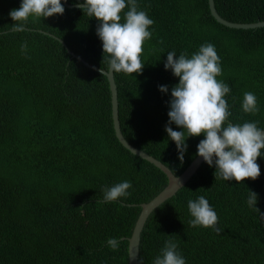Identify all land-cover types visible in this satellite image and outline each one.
I'll return each mask as SVG.
<instances>
[{
	"label": "trees",
	"instance_id": "obj_1",
	"mask_svg": "<svg viewBox=\"0 0 264 264\" xmlns=\"http://www.w3.org/2000/svg\"><path fill=\"white\" fill-rule=\"evenodd\" d=\"M21 2L0 0V264H129L128 238L142 203L168 185V176L121 143L108 76L70 53L107 69L96 18L61 0L63 15L30 18L26 31L12 32L9 12ZM67 2L76 5L77 0ZM215 3L227 20H264V0ZM137 4L154 21L144 45L143 73L115 74L121 128L132 144L177 175L195 159L203 135L186 140L181 162L165 131L178 78L164 64L168 52L190 57L205 43L215 46L223 70L218 79L231 89L225 97L230 121L264 128V26H226L212 14L209 0ZM160 85L169 91L162 93ZM247 91L258 99L257 114L242 110ZM257 163L259 178L237 183L215 179V166L203 162L149 216L139 264H152L169 239L186 264H264V219L247 204L250 190L264 212V156ZM125 180L132 183L131 195L105 203L102 189ZM201 195L219 216V233L189 224L187 202ZM109 238L120 242L118 251L108 246Z\"/></svg>",
	"mask_w": 264,
	"mask_h": 264
},
{
	"label": "clouds",
	"instance_id": "obj_2",
	"mask_svg": "<svg viewBox=\"0 0 264 264\" xmlns=\"http://www.w3.org/2000/svg\"><path fill=\"white\" fill-rule=\"evenodd\" d=\"M75 6L98 21L96 34L102 41L103 59L107 63L106 70L100 69L101 75L142 74L144 45L152 37L149 29L154 21L146 11L139 9L137 0H83L82 3L77 0ZM64 12L61 0H22L18 9L9 12L14 21L10 30L23 32L30 18L46 19ZM21 51H27L26 42L21 45ZM164 68L170 69L178 78V83L171 89L165 131L176 144L180 161L183 162L188 148L186 140L203 135L197 145V155L210 167L215 166V179L235 180L237 183L258 179L261 171L257 159L264 156V128L259 127L258 122L235 124L230 121L232 113L225 97L231 89L218 79L223 70L215 46L202 44L190 57L184 52L177 56L170 51ZM158 87L162 93L169 91L167 85ZM241 107L245 113L257 114L256 95L251 91L245 92ZM172 124L182 130H173ZM130 188L132 183L127 180L104 187L103 201L111 203L127 198L131 195ZM257 199L258 194L249 190L248 206L264 219V212L256 206ZM187 207L192 227L213 229L219 233V216L203 195L189 199ZM107 243L113 251L119 250L120 242L116 238H109ZM152 264H186V260L178 250V244L169 239Z\"/></svg>",
	"mask_w": 264,
	"mask_h": 264
},
{
	"label": "water",
	"instance_id": "obj_3",
	"mask_svg": "<svg viewBox=\"0 0 264 264\" xmlns=\"http://www.w3.org/2000/svg\"><path fill=\"white\" fill-rule=\"evenodd\" d=\"M65 2V0H63ZM66 6L68 7H77L72 5L68 2H65ZM210 9L214 17L221 22L222 24L233 27V28H257L264 26V20L257 21V22H233L227 20L217 10L215 0H209ZM64 44L66 42L63 39H60ZM69 48V47H68ZM70 53L77 57L78 59L82 60L85 64L92 66L96 69H101L99 67H95L94 65L90 64L85 58L81 55L74 53L70 50ZM106 70V69H105ZM108 79L110 81V87L112 91V111H113V119H114V126L116 130V135L121 141V143L129 149L132 153L141 156L142 158L152 162L161 170H163L166 175L168 176L169 183L168 185L151 201L143 202L142 203V211L137 220L135 225L134 231L132 235L128 238L129 239V264H139V257H140V243L142 232L145 227V224L150 216V214L157 208L161 203H163L166 199L173 196L182 186H184L190 178L195 174L201 164L204 162L201 157L198 155L195 159L189 164V166L180 174L177 175L173 172V170L166 165L162 160L158 159L156 156L148 153L147 151L135 146L132 144L124 135L122 128H121V121H120V114H119V94L117 83L115 80V75L111 73L107 74Z\"/></svg>",
	"mask_w": 264,
	"mask_h": 264
},
{
	"label": "rangeland",
	"instance_id": "obj_4",
	"mask_svg": "<svg viewBox=\"0 0 264 264\" xmlns=\"http://www.w3.org/2000/svg\"><path fill=\"white\" fill-rule=\"evenodd\" d=\"M99 70V69H98ZM115 75V74H114ZM116 80V79H115ZM110 82V81H109ZM115 127V126H114Z\"/></svg>",
	"mask_w": 264,
	"mask_h": 264
},
{
	"label": "bare ground",
	"instance_id": "obj_5",
	"mask_svg": "<svg viewBox=\"0 0 264 264\" xmlns=\"http://www.w3.org/2000/svg\"><path fill=\"white\" fill-rule=\"evenodd\" d=\"M151 215V214H150Z\"/></svg>",
	"mask_w": 264,
	"mask_h": 264
}]
</instances>
